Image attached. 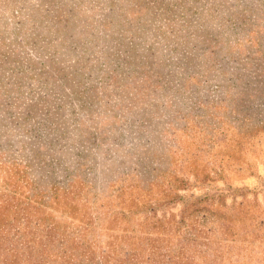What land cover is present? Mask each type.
Instances as JSON below:
<instances>
[{"label": "rangeland", "instance_id": "obj_1", "mask_svg": "<svg viewBox=\"0 0 264 264\" xmlns=\"http://www.w3.org/2000/svg\"><path fill=\"white\" fill-rule=\"evenodd\" d=\"M16 239L46 264H264V0H0Z\"/></svg>", "mask_w": 264, "mask_h": 264}, {"label": "trees", "instance_id": "obj_2", "mask_svg": "<svg viewBox=\"0 0 264 264\" xmlns=\"http://www.w3.org/2000/svg\"><path fill=\"white\" fill-rule=\"evenodd\" d=\"M26 244L27 243H22L19 246L16 239L7 245V247H3L2 252H0V264H26V262L29 264L28 262L34 261H37L38 263L32 264H46L45 261L47 260V257L34 258L36 257L34 255L36 247H30Z\"/></svg>", "mask_w": 264, "mask_h": 264}]
</instances>
